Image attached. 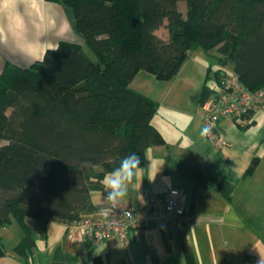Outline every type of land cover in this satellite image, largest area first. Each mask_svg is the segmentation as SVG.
I'll use <instances>...</instances> for the list:
<instances>
[{
	"label": "trees",
	"instance_id": "trees-1",
	"mask_svg": "<svg viewBox=\"0 0 264 264\" xmlns=\"http://www.w3.org/2000/svg\"><path fill=\"white\" fill-rule=\"evenodd\" d=\"M47 1L72 10L84 44L62 41L31 66L7 62L0 73V227L21 226L13 252L24 261L38 236L27 219L43 232L92 215V196L125 155L142 166L150 147L165 144L152 122L158 103L130 87L140 71L172 80L202 47L248 89L264 88V0ZM163 26L168 39L157 33ZM212 93L205 85L202 104ZM256 167L254 159L247 174Z\"/></svg>",
	"mask_w": 264,
	"mask_h": 264
},
{
	"label": "crops",
	"instance_id": "crops-1",
	"mask_svg": "<svg viewBox=\"0 0 264 264\" xmlns=\"http://www.w3.org/2000/svg\"><path fill=\"white\" fill-rule=\"evenodd\" d=\"M30 4L31 8L26 9L28 30L36 42L20 53L0 45V73L7 62L31 66L62 41L84 44L83 36L75 30L70 8L47 0H30ZM3 16L8 17L10 26L16 23L23 27L16 12V0H5L0 8V18ZM217 63L214 78L208 61L198 60L185 63L172 80L162 81L140 71L130 85L158 103L152 122L165 144L147 150L145 163L135 170L126 195L120 199L124 205L137 208L153 195L179 189L187 195L188 222L181 223L174 231L132 230L123 244L116 238L93 244L77 224L49 222L42 232L43 222L38 220L32 226L38 233L37 244L26 261L12 251L0 258V264H224L242 263L246 254L253 255L256 264H261L264 261V108L256 112L253 123L247 127L236 126L230 117L221 119L218 131L229 145L219 148L212 144L203 132V89L207 85L213 93L218 90L220 69L226 72L223 76L234 75L232 67L228 73L230 66L222 67L218 60ZM254 159H257L256 170L248 175ZM225 183L233 188L229 197L220 191ZM105 191L92 196L98 210L90 216L100 215L107 202Z\"/></svg>",
	"mask_w": 264,
	"mask_h": 264
},
{
	"label": "built area",
	"instance_id": "built-area-1",
	"mask_svg": "<svg viewBox=\"0 0 264 264\" xmlns=\"http://www.w3.org/2000/svg\"><path fill=\"white\" fill-rule=\"evenodd\" d=\"M264 108V88L248 89L237 75L224 78L218 90L212 93L202 105V121L208 129L206 136L219 148L229 145L218 131L220 120L232 118L238 127L253 123L257 111ZM99 216H88L76 223L86 238L99 244L116 238L120 244L126 241L132 230L168 229L176 230L181 223L189 221L186 209L187 195L172 188L165 195L151 196L143 206L130 208L120 198L106 199Z\"/></svg>",
	"mask_w": 264,
	"mask_h": 264
},
{
	"label": "clouds",
	"instance_id": "clouds-1",
	"mask_svg": "<svg viewBox=\"0 0 264 264\" xmlns=\"http://www.w3.org/2000/svg\"><path fill=\"white\" fill-rule=\"evenodd\" d=\"M4 3L5 0H0V8L4 6ZM30 8V0H16V12L23 21V27L16 23H12L10 26L7 16L0 18V45L10 46L15 48L17 53H20L24 47L36 42V38L28 30L30 27L29 12L26 9ZM52 49H48V51ZM207 131V128L203 129L204 133ZM140 164V157L136 153H129L124 156L119 166L105 178L107 200L116 201L126 195L127 184L133 180L135 170L140 167ZM261 264H264V261H261Z\"/></svg>",
	"mask_w": 264,
	"mask_h": 264
},
{
	"label": "rangeland",
	"instance_id": "rangeland-1",
	"mask_svg": "<svg viewBox=\"0 0 264 264\" xmlns=\"http://www.w3.org/2000/svg\"><path fill=\"white\" fill-rule=\"evenodd\" d=\"M179 5H180V9L185 11L186 2H180ZM157 33L160 37H162L164 39H168V37H169V31L165 26L160 28ZM84 49H85L86 53L93 60L96 59L94 54L87 47H85ZM206 53H207V51L204 48L198 47L195 50L191 51L186 63L187 62H196L198 60H201L202 62L208 61V67L213 69L211 71V77L214 78L215 72L219 66L217 65L218 64L217 60H215L212 56H209ZM187 66H191V64L188 63ZM187 70L189 71L188 67H187L186 71ZM231 70H232L231 67H229L228 73H231ZM28 220H29V224L31 226H33L34 224H37V221H38L36 219H28ZM22 234H23L22 228L16 221H14V223L9 227H5V228L0 227V236L2 238H4V240H5V244H6V247L8 249V253H11L13 251V247L18 244V242L21 239Z\"/></svg>",
	"mask_w": 264,
	"mask_h": 264
},
{
	"label": "water",
	"instance_id": "water-1",
	"mask_svg": "<svg viewBox=\"0 0 264 264\" xmlns=\"http://www.w3.org/2000/svg\"><path fill=\"white\" fill-rule=\"evenodd\" d=\"M220 191L225 197H229L233 191V188L228 183H225L221 187Z\"/></svg>",
	"mask_w": 264,
	"mask_h": 264
}]
</instances>
